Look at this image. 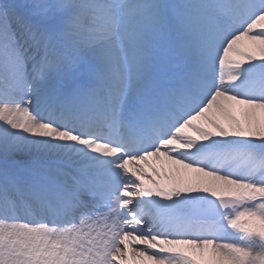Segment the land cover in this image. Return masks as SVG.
I'll return each mask as SVG.
<instances>
[{"label":"snow or ice","instance_id":"1","mask_svg":"<svg viewBox=\"0 0 264 264\" xmlns=\"http://www.w3.org/2000/svg\"><path fill=\"white\" fill-rule=\"evenodd\" d=\"M0 264H264V0H0Z\"/></svg>","mask_w":264,"mask_h":264},{"label":"rangeland","instance_id":"2","mask_svg":"<svg viewBox=\"0 0 264 264\" xmlns=\"http://www.w3.org/2000/svg\"><path fill=\"white\" fill-rule=\"evenodd\" d=\"M148 171H149V175H150V176H151V175H154V174L151 173V170H150V169H149Z\"/></svg>","mask_w":264,"mask_h":264}]
</instances>
